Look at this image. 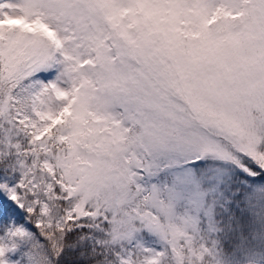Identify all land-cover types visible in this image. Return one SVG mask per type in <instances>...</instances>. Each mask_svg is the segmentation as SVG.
Wrapping results in <instances>:
<instances>
[{"label": "snow or ice", "instance_id": "6c2138e0", "mask_svg": "<svg viewBox=\"0 0 264 264\" xmlns=\"http://www.w3.org/2000/svg\"><path fill=\"white\" fill-rule=\"evenodd\" d=\"M0 264H264V0H0Z\"/></svg>", "mask_w": 264, "mask_h": 264}]
</instances>
